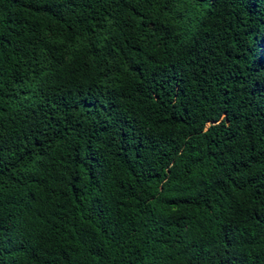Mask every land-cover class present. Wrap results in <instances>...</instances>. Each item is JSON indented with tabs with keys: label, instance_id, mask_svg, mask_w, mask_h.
Here are the masks:
<instances>
[{
	"label": "trees",
	"instance_id": "1",
	"mask_svg": "<svg viewBox=\"0 0 264 264\" xmlns=\"http://www.w3.org/2000/svg\"><path fill=\"white\" fill-rule=\"evenodd\" d=\"M0 264H264V0H0Z\"/></svg>",
	"mask_w": 264,
	"mask_h": 264
}]
</instances>
